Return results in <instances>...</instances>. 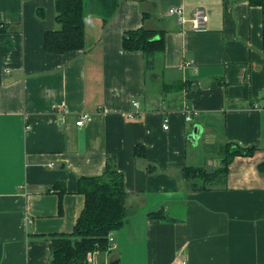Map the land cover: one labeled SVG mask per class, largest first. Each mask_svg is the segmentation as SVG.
<instances>
[{"label": "crops", "instance_id": "crops-1", "mask_svg": "<svg viewBox=\"0 0 264 264\" xmlns=\"http://www.w3.org/2000/svg\"><path fill=\"white\" fill-rule=\"evenodd\" d=\"M178 6L185 24L168 14ZM197 7L202 30L190 22ZM56 16V0H0V264H53L51 235L71 233L85 206L78 179L108 161L124 175L129 217L92 264H264L262 7L84 0V49L62 54L45 50ZM142 27L165 41L151 70L123 45ZM132 101L140 114L129 119ZM186 108L200 113L191 124ZM83 112L93 120L78 127ZM228 143L254 154L222 179L189 180L188 169L220 168Z\"/></svg>", "mask_w": 264, "mask_h": 264}, {"label": "trees", "instance_id": "trees-1", "mask_svg": "<svg viewBox=\"0 0 264 264\" xmlns=\"http://www.w3.org/2000/svg\"><path fill=\"white\" fill-rule=\"evenodd\" d=\"M249 3L264 10V0H249ZM56 12V21L60 28L46 33L45 50L48 53L62 54L84 49V0H56ZM1 26L0 24V30ZM123 45L128 51L144 52L146 69L151 70L155 65V56L165 48V41L158 31L142 27L127 32ZM220 150L222 155L220 168L188 169L189 180L196 181L202 178L212 181L215 177L222 179L227 175L228 166L235 157L252 156L255 149L228 143L221 146ZM57 186L59 185H54L53 188L56 189ZM78 192L85 196V206L73 231L51 235L53 264H92L94 254L109 250V234L122 228L129 217L126 208L128 193L125 178L113 161H108L102 175L80 177ZM59 210L62 213L61 202ZM149 216L162 218L164 211L159 210Z\"/></svg>", "mask_w": 264, "mask_h": 264}, {"label": "built area", "instance_id": "built-area-1", "mask_svg": "<svg viewBox=\"0 0 264 264\" xmlns=\"http://www.w3.org/2000/svg\"><path fill=\"white\" fill-rule=\"evenodd\" d=\"M168 14L170 16H176L179 24H185L187 22V18L185 16V9L183 6H178V7H173L169 10ZM190 22L192 23L193 29L196 30H202L207 28L208 26V17L206 14V11L202 7H197L192 13ZM132 104L134 106V111L127 113V118L129 119H134L135 117L139 116L140 114V104L138 101H132ZM256 108H259V105H255ZM185 113V121L188 124H191L196 117L200 115V113L196 110H191L189 108L184 109ZM93 113H80L77 117L76 124L78 127H84L86 124L91 122L93 120ZM164 129L168 130L169 129V120L166 119L164 123ZM115 247L114 244V238H113V233L109 234V250L113 249ZM95 255V254H94ZM94 257V256H93ZM93 262V259L92 261ZM175 264H189L187 261H178Z\"/></svg>", "mask_w": 264, "mask_h": 264}, {"label": "water", "instance_id": "water-1", "mask_svg": "<svg viewBox=\"0 0 264 264\" xmlns=\"http://www.w3.org/2000/svg\"><path fill=\"white\" fill-rule=\"evenodd\" d=\"M201 131H202L201 127L196 126L193 130L192 135L189 138L195 143L199 138Z\"/></svg>", "mask_w": 264, "mask_h": 264}]
</instances>
